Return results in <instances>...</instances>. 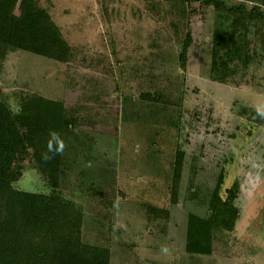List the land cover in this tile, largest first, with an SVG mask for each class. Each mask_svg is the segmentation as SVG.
Masks as SVG:
<instances>
[{
	"label": "rangeland",
	"instance_id": "1",
	"mask_svg": "<svg viewBox=\"0 0 264 264\" xmlns=\"http://www.w3.org/2000/svg\"><path fill=\"white\" fill-rule=\"evenodd\" d=\"M37 3L73 57L59 62L8 51L0 60V98L15 109L19 97L42 95L63 102L75 118L62 136L57 187L83 212L82 240L108 247L110 264H264V25H253L256 34L250 26L252 60L245 67L230 59L220 81L210 75L220 13L211 6L192 0ZM188 34L181 67L178 53ZM146 92L159 98L143 99ZM177 150L184 151V163L174 202ZM220 168L223 188L239 183V217L233 230L215 233L209 254L188 252V214H207ZM15 186L48 190L29 161ZM148 205L160 211L149 216Z\"/></svg>",
	"mask_w": 264,
	"mask_h": 264
},
{
	"label": "trees",
	"instance_id": "2",
	"mask_svg": "<svg viewBox=\"0 0 264 264\" xmlns=\"http://www.w3.org/2000/svg\"><path fill=\"white\" fill-rule=\"evenodd\" d=\"M191 1V0H186ZM220 11L213 26L210 47V75L225 80L229 60L238 58L243 66L252 60L253 41L250 26L264 25V0L246 6L225 0H192ZM248 21V22H246ZM253 34L257 33L253 27ZM190 35L178 53L185 65ZM23 50L44 58L67 62L73 47L63 37L59 26L37 0H0V60L8 51ZM230 60V61H231ZM152 94L142 93L143 99ZM151 96V97H150ZM245 114H250L246 108ZM75 118L67 113L63 102L42 95L21 96L15 109L0 98V264H110L108 247L82 240L83 212L58 190L61 154L49 155L46 144L50 131L70 133ZM29 161L45 180L46 192L27 191L15 186ZM184 151L177 150L171 177L172 200L177 201L183 174ZM225 170L220 168L210 189L207 214L189 212L185 248L188 252L209 254L217 231H231L239 217L234 200L239 183L234 180L223 188ZM158 208L148 205L145 212L156 214ZM151 218V217H150ZM108 228L112 230V225Z\"/></svg>",
	"mask_w": 264,
	"mask_h": 264
},
{
	"label": "clouds",
	"instance_id": "3",
	"mask_svg": "<svg viewBox=\"0 0 264 264\" xmlns=\"http://www.w3.org/2000/svg\"><path fill=\"white\" fill-rule=\"evenodd\" d=\"M261 115H264V112L260 113ZM49 139L47 140L46 148L47 151L42 154V158L44 160H50L52 157L49 155V153L52 154H62L65 149V144L63 139L61 138L60 134L55 131L49 132Z\"/></svg>",
	"mask_w": 264,
	"mask_h": 264
}]
</instances>
